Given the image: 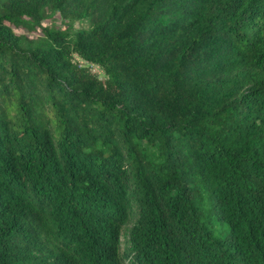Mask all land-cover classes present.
Instances as JSON below:
<instances>
[{
	"label": "trees",
	"instance_id": "obj_1",
	"mask_svg": "<svg viewBox=\"0 0 264 264\" xmlns=\"http://www.w3.org/2000/svg\"><path fill=\"white\" fill-rule=\"evenodd\" d=\"M0 264H264V0H0Z\"/></svg>",
	"mask_w": 264,
	"mask_h": 264
},
{
	"label": "rangeland",
	"instance_id": "obj_2",
	"mask_svg": "<svg viewBox=\"0 0 264 264\" xmlns=\"http://www.w3.org/2000/svg\"><path fill=\"white\" fill-rule=\"evenodd\" d=\"M41 25L43 27H54L57 29L73 30V31L78 29H84V30L88 29V23L86 21L63 19L57 13H51V12H46L45 18L41 21ZM15 33L25 34L28 35V37L33 36L31 34H26L24 30H20V29H16ZM76 60L81 66L87 68L90 73L94 74L98 78L103 77L101 71L97 67L84 63L78 59Z\"/></svg>",
	"mask_w": 264,
	"mask_h": 264
}]
</instances>
